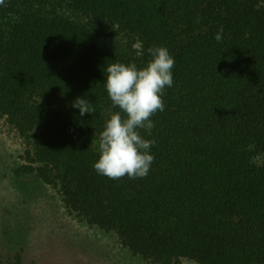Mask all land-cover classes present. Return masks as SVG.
Segmentation results:
<instances>
[{
    "label": "trees",
    "instance_id": "obj_1",
    "mask_svg": "<svg viewBox=\"0 0 264 264\" xmlns=\"http://www.w3.org/2000/svg\"><path fill=\"white\" fill-rule=\"evenodd\" d=\"M223 26L222 42L215 34ZM175 59L144 178L93 168L114 108L109 64ZM93 102L79 117L76 97ZM0 120L23 173L154 264H264V0H3Z\"/></svg>",
    "mask_w": 264,
    "mask_h": 264
},
{
    "label": "rangeland",
    "instance_id": "obj_2",
    "mask_svg": "<svg viewBox=\"0 0 264 264\" xmlns=\"http://www.w3.org/2000/svg\"><path fill=\"white\" fill-rule=\"evenodd\" d=\"M23 140L0 120V264H154L76 217L57 188L23 173ZM264 162V154L254 159ZM181 264H198L184 258Z\"/></svg>",
    "mask_w": 264,
    "mask_h": 264
},
{
    "label": "clouds",
    "instance_id": "obj_3",
    "mask_svg": "<svg viewBox=\"0 0 264 264\" xmlns=\"http://www.w3.org/2000/svg\"><path fill=\"white\" fill-rule=\"evenodd\" d=\"M223 31L221 26L215 34L218 43L222 42ZM147 53L150 59L142 67L116 62L105 69L104 87L112 106L119 110L110 114L100 132L98 159L93 164L99 175L135 179L149 174L156 141L146 139L140 130L151 136L155 127L151 117L165 109L163 96L165 88L174 84L175 59L165 46H151ZM71 108L78 110L79 117L95 113L93 102L86 96L76 97Z\"/></svg>",
    "mask_w": 264,
    "mask_h": 264
}]
</instances>
